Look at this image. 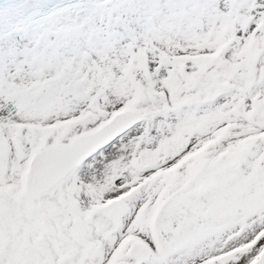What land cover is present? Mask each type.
I'll return each mask as SVG.
<instances>
[{
  "label": "rangeland",
  "instance_id": "rangeland-1",
  "mask_svg": "<svg viewBox=\"0 0 264 264\" xmlns=\"http://www.w3.org/2000/svg\"><path fill=\"white\" fill-rule=\"evenodd\" d=\"M134 5L138 15L129 12L133 5L125 7L111 20L95 18L79 34L40 32L0 44V186L18 198L25 172L21 153L30 151L34 138L29 140L33 135L27 128L21 136L17 127L49 126L47 144L52 145L97 128L128 101L134 102L124 111L143 112V123L71 173L77 176L43 200L48 202L49 238L56 237V226L68 219L67 207L72 204L83 203L86 208L115 201L124 204L129 214L120 231L136 234L157 248L146 230L143 202L139 201L153 196L148 190L131 195L143 175L133 168L139 152L147 146L167 145L178 152V159L191 150L189 142L198 146L195 149L201 146L197 131L215 127L230 115L237 116L236 139L264 132V108L252 104L264 101V0H136ZM133 23L136 28L132 26L131 36ZM198 53L205 56L199 60ZM223 71L227 77L220 76L217 87L224 93L214 96L216 91L210 92L215 84L209 74ZM223 82L229 83L228 91L221 88ZM170 91L177 96L167 102L163 99ZM249 112L256 123L243 119L245 113L251 119ZM36 137L34 143L40 141L38 132ZM255 142L263 144L262 140ZM253 144L245 147L251 151ZM214 150L209 148L202 159ZM178 164L181 168L176 175L189 172V162ZM169 167L165 165L164 170ZM24 213L21 201L18 222ZM33 227L39 233L37 224L29 231ZM21 230L22 226L19 237ZM263 244L264 239L256 247ZM218 245H210L209 251L203 246L199 250L190 247L189 252L171 255L167 264H204L205 257L219 252ZM27 246L18 241V264H35L40 259ZM64 247L78 253L71 241ZM243 257L233 264H242Z\"/></svg>",
  "mask_w": 264,
  "mask_h": 264
},
{
  "label": "flooded vegetation",
  "instance_id": "flooded-vegetation-1",
  "mask_svg": "<svg viewBox=\"0 0 264 264\" xmlns=\"http://www.w3.org/2000/svg\"><path fill=\"white\" fill-rule=\"evenodd\" d=\"M194 147L192 142L189 143V149H191L189 150V175L185 182H181L183 187L178 189L176 181L179 178L175 172L159 173L161 171H156V175H150L149 178L150 180L159 179L154 184H148L152 185L155 190H157L156 185L161 184L157 192H168L172 186V191L178 189L182 193L176 198L172 196L165 198L166 200L162 198L153 213L150 233L156 243L163 245L161 249L168 248L170 251H175L176 248L171 240L179 234L187 232L198 234L199 236L194 240L196 241L210 234L212 229L221 230L231 219L244 217L249 212H237L234 217L225 216L220 220H212L210 213L219 206L248 199L264 190L263 152L253 157L252 160L249 151H246L244 157L233 156L229 159L214 156L212 158L216 161L211 165L210 160L203 167L195 169L192 158V153L195 152ZM155 148H161L163 153L168 155L155 170L165 165L170 166L168 169L175 168L172 150L161 146ZM190 175H196V177L192 178ZM47 196L33 203V206L37 207L34 211L29 209L24 199L18 198L11 189L2 190L0 186V264H18L17 243L19 240L28 244L27 247L34 249L36 255L40 257L35 264H61L67 258L65 257L67 254L62 253L64 251L63 241L57 242L49 238L50 221L46 211L48 202L43 201ZM21 201L24 202L26 213L23 214L25 218L18 222L17 205ZM171 201L173 204L168 207ZM193 204L199 208L194 209ZM69 212L68 220L60 222L56 226V232L61 238L66 232L68 233L70 225L81 227L82 237L75 238L79 244V252L74 256L72 261L74 264H139L135 259L127 257L129 247L127 244H132L137 240L120 231L124 217L129 215L125 207L111 205L108 209L95 211L88 217L87 209L83 203H80L75 204V208ZM24 221H28L29 224H24ZM115 222L117 225L111 226ZM35 224L38 225L39 233L34 232V227L31 232L29 231V227ZM21 226L22 236L19 237L18 228ZM88 226L91 230H88ZM118 232L125 236H118ZM28 235L30 236L27 237ZM114 243H116L115 247ZM186 246H189V243ZM149 250L152 255L150 258H152L155 252L150 248ZM162 254L165 255V252ZM150 258L141 264L154 263V259L150 261Z\"/></svg>",
  "mask_w": 264,
  "mask_h": 264
},
{
  "label": "water",
  "instance_id": "water-1",
  "mask_svg": "<svg viewBox=\"0 0 264 264\" xmlns=\"http://www.w3.org/2000/svg\"><path fill=\"white\" fill-rule=\"evenodd\" d=\"M124 1L127 0H0V39L28 29L67 31L94 17L125 8L127 4L116 8ZM37 33L40 32L17 33L3 39L0 44ZM140 122L138 113L117 114L91 134L39 152L28 165L25 180L27 194L36 197L51 189L81 162ZM255 264H264V254Z\"/></svg>",
  "mask_w": 264,
  "mask_h": 264
},
{
  "label": "bare ground",
  "instance_id": "bare-ground-1",
  "mask_svg": "<svg viewBox=\"0 0 264 264\" xmlns=\"http://www.w3.org/2000/svg\"><path fill=\"white\" fill-rule=\"evenodd\" d=\"M124 8H121V9H118V10H115V11H112L110 14H108L107 16H104V17H100L101 19H104L106 21L108 20H111L113 19V17L119 13V12H122ZM88 26L86 25H83V26H80L76 29H72V30H68V31H65L66 33L65 34H68V35H71V34H79V33H82L84 32L86 29H87ZM9 105V104H8ZM14 106L17 108L19 105L17 103V101L14 102ZM248 262V261H247ZM246 262V263H247Z\"/></svg>",
  "mask_w": 264,
  "mask_h": 264
}]
</instances>
